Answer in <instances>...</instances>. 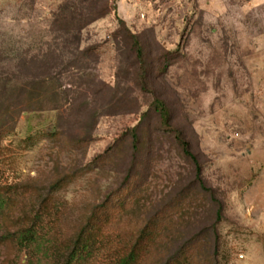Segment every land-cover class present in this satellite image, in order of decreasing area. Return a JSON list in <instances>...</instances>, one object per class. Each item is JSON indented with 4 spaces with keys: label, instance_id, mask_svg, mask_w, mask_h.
<instances>
[{
    "label": "rangeland",
    "instance_id": "1",
    "mask_svg": "<svg viewBox=\"0 0 264 264\" xmlns=\"http://www.w3.org/2000/svg\"><path fill=\"white\" fill-rule=\"evenodd\" d=\"M4 111L2 182L19 185L6 227L41 209L64 243L102 211L110 243L153 221L173 250L200 239L205 263L264 264V0H0ZM28 260L0 244V264Z\"/></svg>",
    "mask_w": 264,
    "mask_h": 264
},
{
    "label": "trees",
    "instance_id": "2",
    "mask_svg": "<svg viewBox=\"0 0 264 264\" xmlns=\"http://www.w3.org/2000/svg\"><path fill=\"white\" fill-rule=\"evenodd\" d=\"M120 24L124 32L131 38L132 49L137 59L143 63V48L138 35L130 30L124 20L120 19ZM145 75L146 71L141 67L139 70L141 90L153 95L151 108L160 115L163 124L174 133L182 145L184 153L195 162L198 176L201 178V167L197 157L191 152L189 143L181 132L173 129L166 103L155 96ZM3 84L7 85L8 82ZM7 112L4 111L2 115L0 114V153L4 137L14 128L4 121ZM18 112L29 111L25 107H19ZM131 136L134 149H136L138 143L136 129L131 130ZM1 163L3 162L0 161V244L12 242L18 251L27 252L29 255L28 264H218L217 251L213 256L211 255L207 263L201 258L200 247L202 250V246L195 247L200 243V239L194 238L175 250L172 247L169 248L168 240L175 238L176 233L172 232L171 236L168 235L171 232L166 231L165 235L162 231L160 233L152 226L153 221L139 228L136 239L130 247L122 243H110L109 233L103 231L101 226L96 225L97 221L101 219L102 211H94L82 222L75 236L64 243L59 242L51 234V227L45 221L41 209L34 213L27 224H20L15 229L8 228L3 222V218L13 203L14 194L16 191L18 192L19 185L2 182L4 172L1 171ZM151 253H153V257H149Z\"/></svg>",
    "mask_w": 264,
    "mask_h": 264
}]
</instances>
